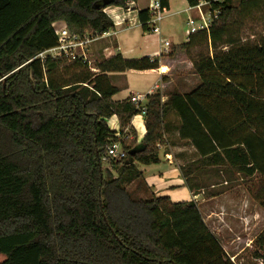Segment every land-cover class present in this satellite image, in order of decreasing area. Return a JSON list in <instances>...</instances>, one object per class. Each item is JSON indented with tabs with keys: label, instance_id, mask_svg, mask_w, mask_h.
Segmentation results:
<instances>
[{
	"label": "trees",
	"instance_id": "1",
	"mask_svg": "<svg viewBox=\"0 0 264 264\" xmlns=\"http://www.w3.org/2000/svg\"><path fill=\"white\" fill-rule=\"evenodd\" d=\"M132 1L0 0V78L7 76L0 83V264H236L195 200L134 197L128 186L140 174L137 163L161 161L171 113L179 138L199 155L181 167L191 191L208 169L264 179V37L241 34L264 0H204V11L219 15L181 45L199 81L164 101L149 96L140 142L131 125L140 110L129 98L113 100L119 88L109 73L157 69L158 58L117 54L96 62L97 72L81 60H32L57 44L63 27L110 31L105 9ZM161 5L168 11L170 0ZM150 18L149 9L139 11L144 31ZM113 116L119 133L108 123ZM116 142L126 158L104 161ZM256 196L264 205V180ZM254 244L264 257V230Z\"/></svg>",
	"mask_w": 264,
	"mask_h": 264
},
{
	"label": "rangeland",
	"instance_id": "2",
	"mask_svg": "<svg viewBox=\"0 0 264 264\" xmlns=\"http://www.w3.org/2000/svg\"><path fill=\"white\" fill-rule=\"evenodd\" d=\"M238 1L233 0V3L238 4ZM169 11L164 12V18L161 21V27L167 32V23L170 19L166 17ZM188 14H180L175 17L176 26L172 29L175 30L173 37L176 43H182L186 40L184 35H189L190 27L187 26V22L190 19H194L198 26L203 24L199 14L194 13V15L189 14V16ZM204 17L205 21L208 22L211 17L210 12L205 10ZM241 30L243 38L251 41H259L261 37H264V5L260 7L258 12H254L252 16L244 19V26ZM186 56L189 59L188 55ZM91 59H93L92 56ZM92 62L95 65L98 61L92 60ZM192 70H189L190 82L196 84L199 78L197 75L191 74L193 73ZM185 73H187L186 70ZM131 76L133 86L129 88L143 89V83L136 79V76L139 75L133 74ZM6 77H1L0 83L5 84ZM129 90L126 87L121 88L115 94L114 99H125L129 94ZM116 122L112 117L108 120L112 128L116 127ZM163 150L165 149L159 147L160 153ZM104 164L109 166L107 163ZM138 168H145L146 172L144 174L145 178L141 176L135 178V182L137 179L141 180L139 184H141L140 190L142 191L137 193L133 189L136 186L135 182L129 185L130 188L128 187L134 197L150 198L153 195H162L169 196L177 202L191 199L190 191L183 188L185 185L179 186L177 182L181 177L179 172L176 174V171H171V173L164 174L162 177L159 175V172L170 171L174 168V165L171 166L166 159L162 158L159 163L146 165L145 167L138 163ZM261 180L264 179L260 174L245 177L241 173L232 170L222 174L215 169H208L199 174L197 182L201 187L194 190L200 194L199 201L196 202L200 206L206 224L220 238L228 257L236 264H264V257L256 256L262 250L254 244L256 237L264 230V205L256 196L257 186ZM148 182H150V185ZM155 190L158 191V194L155 193ZM185 192L186 196L184 195Z\"/></svg>",
	"mask_w": 264,
	"mask_h": 264
},
{
	"label": "crops",
	"instance_id": "3",
	"mask_svg": "<svg viewBox=\"0 0 264 264\" xmlns=\"http://www.w3.org/2000/svg\"><path fill=\"white\" fill-rule=\"evenodd\" d=\"M150 4L151 0H137L136 2H129L128 8L126 9L114 6L106 8L105 12L107 14L112 13L118 24H115V27L110 31L109 35L106 34L101 36L99 39L93 42L91 46L90 54L96 61H99L103 58H110L117 54H121L125 58L130 59L141 58L144 56L159 59L160 67L157 69H127L124 72L109 73L111 83L118 87L119 90L123 87L130 89L129 94L125 99L129 98L134 93H147L159 83L162 84V88L157 89L156 93L162 94V100L164 101L167 99L168 93L173 91L186 93L191 91L198 83H192V85L190 82L189 70L193 69V62L187 58V54H185V51L181 47L183 43L188 42L190 31L189 35H184L186 39L185 41L182 43H176L173 37L175 30L172 29L176 26V16L188 13L190 15H194V13L198 15L199 13L197 9L195 7H191L187 0H170V11L166 17L170 19L167 23L168 32L161 27V33L158 35L152 31V28L148 23L149 29L144 31L142 28V23L139 19V11L149 9ZM163 40H168L171 42L168 53L164 52L165 47L162 45ZM185 70L187 73H185ZM133 74L139 75L136 76V79L143 83V89H134L133 87L129 88L133 86V79L131 78V75ZM191 74L196 75L194 71ZM114 96V101L125 100L114 99ZM112 119H115L117 122L115 125L116 127L111 128L119 133L120 124L118 117L113 116ZM145 121L146 116L141 114L135 115L131 120V125L137 132L138 142H140L146 134ZM166 122L169 123L165 128V143L160 145V149L165 150H163L160 156L161 160L162 158L166 159L171 164V166L174 165V168L170 171L159 172V175L162 177L164 174L171 173V171H176V174L179 172L181 174V177L177 181L179 186L185 185L183 188H187L191 193V199L183 201H199L198 198L200 194H195V191L190 190L181 171V167L185 165V163L197 159L199 155L195 147L191 145L189 141L179 138V121L177 115L175 113H171L169 115L168 121L166 120ZM127 131V129L124 130L125 138L133 139L134 136L130 133V135H128ZM141 165H143V167L146 166L144 164ZM138 170L140 171L139 176L144 177L146 169L138 168ZM114 173L116 172L114 171ZM139 181L141 180L137 179L136 182L134 181L136 186L133 189L136 190L137 193L142 191L140 190L141 184H139ZM148 184L150 185V182H148ZM157 192L158 191L155 190L156 194H158ZM184 195L186 196V192Z\"/></svg>",
	"mask_w": 264,
	"mask_h": 264
},
{
	"label": "built area",
	"instance_id": "4",
	"mask_svg": "<svg viewBox=\"0 0 264 264\" xmlns=\"http://www.w3.org/2000/svg\"><path fill=\"white\" fill-rule=\"evenodd\" d=\"M206 4L207 2L202 0L197 6H195V8L199 13L200 18L203 20V24L198 26L196 25V21L194 19H190L187 22V26L190 27V33L197 32L201 29L209 28L213 22V18L219 15L220 11L216 10L212 14L210 13L211 17L209 18L208 22L205 21L203 6ZM149 12L151 18L148 21V24L152 28V31L159 35L161 33V21L164 18V12L162 11L161 0H151V4L149 6ZM108 15L112 19H114L113 20L114 24H118L112 13ZM110 31L96 35L88 32L79 35V34H74L68 28L63 27L58 31L57 44L52 48L41 51L32 60H34L35 58H40L41 60H45L48 57H52L54 59L64 58L67 59L68 61L81 60L83 63L88 64L89 68L92 71L97 72L99 69L96 68V65H93L92 60L94 59H91V54H90L91 46L93 42H95L101 36L106 34L109 35ZM162 45H164L165 47L164 52L168 53L170 50L169 48L171 46V42L168 40H163ZM159 88H162V84L158 83L155 85V87L152 90H150L147 93H134L129 97L130 101L137 107V109L140 110L139 114L146 116L147 114L146 106L149 101V96L156 94L157 89ZM126 155H127L126 151L122 148L121 144L117 142L108 147L107 156H104L103 160L107 161L109 157L115 158L117 160H122L126 158Z\"/></svg>",
	"mask_w": 264,
	"mask_h": 264
},
{
	"label": "water",
	"instance_id": "5",
	"mask_svg": "<svg viewBox=\"0 0 264 264\" xmlns=\"http://www.w3.org/2000/svg\"><path fill=\"white\" fill-rule=\"evenodd\" d=\"M131 153L133 154L134 153V150Z\"/></svg>",
	"mask_w": 264,
	"mask_h": 264
}]
</instances>
